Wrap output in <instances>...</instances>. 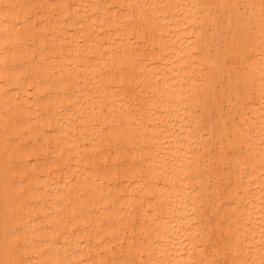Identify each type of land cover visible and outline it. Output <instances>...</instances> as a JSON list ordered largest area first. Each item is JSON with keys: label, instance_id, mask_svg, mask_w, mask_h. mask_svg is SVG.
<instances>
[{"label": "bare ground", "instance_id": "obj_1", "mask_svg": "<svg viewBox=\"0 0 264 264\" xmlns=\"http://www.w3.org/2000/svg\"><path fill=\"white\" fill-rule=\"evenodd\" d=\"M9 2L28 5L48 4L52 0H0V3ZM55 2L64 7L42 8L39 16L34 15V9L30 13L34 22L40 23V29L25 23L24 9L15 13L26 38L31 36L41 47L48 46L45 54L49 57V70L40 72L28 83L23 82L19 73L0 70V250L4 240L5 209L8 208L10 227L22 225L21 231L29 248L24 258L34 264L52 259L71 264H79L82 259H108L111 254H106L104 248L109 246L107 241L112 230L125 235L124 229L132 220L146 226V231L139 235L149 236L153 243L151 247L135 245L130 255L118 258L181 261L180 254L184 252L181 241L188 236L192 201L199 199L207 202L205 207H210L209 195L215 201L211 211L219 210L222 215L230 212L225 207L230 199H236L239 231L247 232L250 228L255 236L249 235L248 238L258 241L261 189L264 186L260 179L259 112L248 113L249 119L240 135L243 154L237 151L223 162L216 161L209 167L211 179L205 176L202 182L192 185L202 189L199 196L191 195L179 179L184 175L179 167L187 158L181 155L186 149L180 147L175 135L169 140L172 151H164L162 145L143 138L124 140L122 145L114 144L105 165L102 158L95 159V150L105 147V134L101 129L107 122L101 108L107 111L104 105L108 103L118 107L119 97L123 94L105 92L108 81L104 78L95 83L89 78L94 76L91 69L101 66L97 61L103 63L107 60L102 55L105 48L117 60L124 61L129 55L143 51L133 30L125 27L130 23L132 10L119 7L129 0ZM131 2L145 5L143 10H135L137 16L148 15L156 21L154 43L157 55L149 57L155 61V66L149 64L145 67V75L149 78L160 76L163 89L168 78H180L175 74L180 71L184 54L191 47L188 41L195 39L187 20L190 13L186 8L157 11L147 7L168 0ZM171 2L192 3L194 0ZM108 5L115 7L109 8ZM64 17L68 18L67 23ZM15 22L9 18L7 24ZM255 23L258 36V9ZM3 26L0 24V28ZM9 31H12L11 27ZM2 35L0 32V48L3 46ZM45 36L48 39H43ZM26 59V50L19 51L15 63L19 65ZM25 67L32 70L31 65ZM247 71L254 77L258 89L259 62ZM69 75L74 79L73 88L67 94L57 92L56 85ZM41 79L45 83H40ZM77 81L84 86L79 87ZM174 86L178 87L169 83L167 91ZM169 130L179 132V127ZM153 135L150 129L142 132V136ZM58 148L64 149L62 158ZM145 148L149 150L142 151ZM152 149L177 161L167 179L164 173L150 171L155 168L150 162L155 157ZM156 163H159L158 159ZM238 177L243 180L242 189ZM158 178L162 187L156 186ZM13 182L14 188L10 187ZM6 187L9 188L7 192ZM238 190L243 192V199L235 197ZM13 208L18 209L15 222L11 219ZM204 216L206 221L207 214ZM160 245L167 250L166 253L162 254ZM116 251H120L118 243Z\"/></svg>", "mask_w": 264, "mask_h": 264}, {"label": "snow or ice", "instance_id": "obj_2", "mask_svg": "<svg viewBox=\"0 0 264 264\" xmlns=\"http://www.w3.org/2000/svg\"><path fill=\"white\" fill-rule=\"evenodd\" d=\"M45 7L55 9L64 5L56 3L55 0L48 4L0 3V24L4 25L0 28V32L3 33L0 70L5 73H19L25 83L34 80L40 72L49 70L47 69L49 57L45 54L48 46L45 44L41 47L31 36L26 38L25 32L20 30V21L15 13L18 9H24L25 23L40 29V23L34 22L30 13L34 9V15L39 16L41 9ZM108 7L115 6L108 5ZM119 7L132 10L129 16L130 23L125 27L133 30L141 41L139 47L143 51L129 55L127 61H124L117 60L105 48L102 55L107 57V60L103 63L97 61L101 65L100 68L91 69L94 76L89 79L93 83L104 78L108 81L104 87L105 92L123 94L119 97L118 107L108 103L104 105L107 111L101 108V114L107 122L101 129L105 134L103 141L105 147L95 150V159L102 158L103 163L107 165L111 155L110 149L114 144L122 145L124 140L139 138L162 145L164 151H172L169 140L175 135L180 147L186 149L181 155L187 158L179 167V171L184 173L179 179L191 195L199 196L202 189L192 185L202 182L205 176L211 179L210 165L231 158L237 151L243 154L240 135L243 134L249 119L248 113L258 111L261 120L262 149L260 179L264 181V0H194L192 3H172L168 0V2L147 5L157 11L167 8H186L190 13L187 20L191 25V35L195 37L188 41L191 47L184 54L185 59L180 63V71L175 74L180 78L178 80L168 78L169 82L164 84L163 89L159 83L160 76L149 78L145 75V67L149 64L155 66V61L149 60V57L157 55L154 43L156 21L148 15L142 17L136 15L135 10H143L145 5L134 4L129 0L126 5ZM257 9L258 36L255 23ZM9 18L16 22L8 25ZM64 22H68L67 17H64ZM9 27L12 29L11 32ZM43 39L46 40L48 37L45 36ZM24 50L27 59L17 65L16 54ZM257 62L261 71L258 89L254 84V77L247 71ZM26 65H31L32 70H28ZM40 83L45 81L41 79ZM169 83L178 87L174 86L167 91ZM76 84L79 87L84 86L78 81ZM28 86L31 87V83ZM73 86L74 79L69 75L59 81L56 91L67 94ZM176 121L180 123L177 124ZM177 127L179 132L174 133L169 130ZM148 129L154 135L142 136V132ZM148 150L142 149V151ZM58 151L62 158L64 149L58 148ZM152 151L155 152V157L150 162L155 164V168L150 171L155 174L164 173L167 179L169 173L173 172L172 166L177 161L169 160L168 156L161 155L160 151L155 149ZM156 159L159 160L158 164ZM238 179H240L239 187L242 189L243 180L239 177ZM156 186H163L159 178ZM10 187L14 188L15 182ZM210 189L211 184H209ZM5 191H9V188L6 187ZM234 195L243 199V192L240 190ZM220 199L223 202V195ZM208 200L212 202L210 207H205L207 203L205 201L199 199L192 201V212L188 214V236L181 241V247L184 249L180 254L181 261H138L135 258H118L130 255L135 245L151 247L153 243L149 236L139 235L146 231V226L137 220H132L124 229L125 235L112 230V236L107 241L109 246L104 248L106 254H111L110 258L99 261L82 259L79 264H264V186L261 189L258 241L248 238L249 235L255 236L250 228L247 232L239 231L240 218L237 215L236 199H230L225 205L230 212L223 215L219 210L214 213L211 211L215 207L211 195ZM17 212L16 208L11 210L13 222ZM204 214H207L206 221ZM153 219L155 220V217ZM21 228L22 225L19 224L10 227L9 210L6 208L0 264H34L30 259L24 258L29 248L26 246ZM117 243L120 245L119 253L116 251ZM160 248L162 254L167 252L163 245H160ZM43 251L44 249L41 248V252ZM140 254L143 255V252ZM43 264H71V262L52 259Z\"/></svg>", "mask_w": 264, "mask_h": 264}]
</instances>
